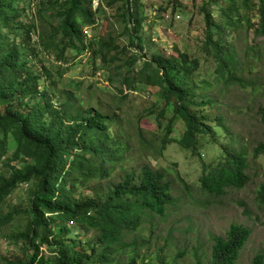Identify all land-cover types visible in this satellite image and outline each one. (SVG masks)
<instances>
[{"label":"trees","instance_id":"1","mask_svg":"<svg viewBox=\"0 0 264 264\" xmlns=\"http://www.w3.org/2000/svg\"><path fill=\"white\" fill-rule=\"evenodd\" d=\"M138 1L107 2L119 5L115 22L123 31L115 37L94 33L103 10L93 0H0V232L10 230L5 238L16 249L0 255V264H139L143 232L176 199L173 169L149 162L131 168L133 155L138 165L148 156L158 162L178 145L202 159L200 149L227 129L219 113L225 92L264 100V0H201L198 49L176 51V59L143 53L146 17ZM83 56L94 75L105 71L110 84L118 82L108 100L94 83L71 76ZM203 64L211 69L202 73ZM141 87L157 89L158 100L135 121L124 118ZM94 96L106 112L90 105ZM257 112L264 120V105ZM148 117L156 127L147 135L140 125ZM229 139L217 161L202 160L200 188L210 197L251 181L248 151ZM261 155L264 143L253 158ZM116 172L120 181L100 190ZM26 186L27 204L8 205ZM259 197L264 204V184ZM250 234L232 224L213 237L210 264H236Z\"/></svg>","mask_w":264,"mask_h":264},{"label":"rangeland","instance_id":"2","mask_svg":"<svg viewBox=\"0 0 264 264\" xmlns=\"http://www.w3.org/2000/svg\"><path fill=\"white\" fill-rule=\"evenodd\" d=\"M98 0H94L96 8ZM100 0L102 22L94 33L100 36L113 34L118 37L123 29L115 22L116 9L119 6L109 7L107 2ZM139 0V10L146 17L144 24V38L146 41L143 53L149 56L158 53L176 59V51H196L199 41L203 36L205 21L202 14L201 0ZM171 2V3H170ZM182 4L183 10L177 7ZM175 9V11H174ZM110 18L111 20H107ZM120 39L126 41V36ZM89 37V36H88ZM120 41V42H121ZM241 43V41H239ZM91 62L87 56L81 57L78 62L77 72L73 78L82 79L86 86L94 83L99 88L98 96L111 98L118 87V82L110 84L108 73L99 71L93 74ZM204 63V60H202ZM210 70L203 64V72ZM206 74V73H204ZM101 91V92H100ZM157 89L141 87L139 93L131 95L124 105L122 116L136 120L145 105L158 100ZM99 98V97H98ZM96 96L90 105L100 108ZM223 107L219 112L224 120L226 131L218 132L217 143L206 145L200 149V159L189 151L181 149L178 145L168 147L164 156L157 162L153 157L141 158L140 165L135 164L137 153L127 164L129 167H139L150 163L154 167L173 169V193L176 199L174 206L170 207L167 216L153 218L143 232L145 238L139 264H210L212 260L213 237L224 236L232 224L244 226L251 231L248 241L240 251L236 264H256V259L264 256V204L259 197V191L264 184V155L258 159L253 158L254 149L264 143V120L257 112L259 105H264V100H257L238 89H231L223 94ZM106 112V109L100 108ZM147 135L155 130L154 118H145L140 125ZM231 134V135H230ZM229 136H236L239 147L248 151V173L251 181L244 189H231L222 198L210 197L200 188L199 179L202 174V160L211 164L221 156L224 148L229 143ZM114 174L110 180L99 182L100 190L108 191L119 181L120 176ZM180 176L186 185L179 182ZM30 189L19 188L13 195L8 205L25 206L30 196ZM92 196L95 191L88 188L84 191ZM7 232H0V255L12 257L16 249L6 240ZM83 238H92V233Z\"/></svg>","mask_w":264,"mask_h":264},{"label":"built area","instance_id":"3","mask_svg":"<svg viewBox=\"0 0 264 264\" xmlns=\"http://www.w3.org/2000/svg\"><path fill=\"white\" fill-rule=\"evenodd\" d=\"M100 0L97 1V5L96 8L99 6ZM93 4H94V0H93Z\"/></svg>","mask_w":264,"mask_h":264}]
</instances>
